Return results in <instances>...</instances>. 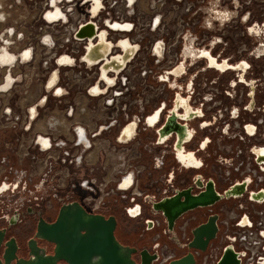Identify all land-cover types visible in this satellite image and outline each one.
I'll return each mask as SVG.
<instances>
[{
	"label": "built area",
	"instance_id": "2783aa9c",
	"mask_svg": "<svg viewBox=\"0 0 264 264\" xmlns=\"http://www.w3.org/2000/svg\"><path fill=\"white\" fill-rule=\"evenodd\" d=\"M3 3L0 229L28 210L52 223L77 203L137 223L151 264L188 254L219 264L228 248L238 264H264V163L252 152L264 154V54L250 31L264 25V0ZM216 13L233 15L220 22ZM234 26L251 42L235 53ZM171 118L181 138L161 133ZM208 179L222 199L183 213L169 232L154 205L185 190L197 196ZM213 216L204 250L172 244L171 234L187 242Z\"/></svg>",
	"mask_w": 264,
	"mask_h": 264
},
{
	"label": "water",
	"instance_id": "95a60500",
	"mask_svg": "<svg viewBox=\"0 0 264 264\" xmlns=\"http://www.w3.org/2000/svg\"><path fill=\"white\" fill-rule=\"evenodd\" d=\"M262 27L264 28V25ZM246 84L249 85V83ZM248 97L252 107V92ZM182 130L183 128L175 124L174 118H171L161 133L175 131L180 134L181 138L180 131ZM252 152L258 164L264 163L262 151L252 150ZM196 185L202 188L200 183ZM243 190L244 185L236 186L226 193L225 197L240 195ZM220 199L222 197L215 193L212 183H208L204 191L197 196H191L190 190H185L154 205V209L162 213L166 219L167 230L171 232L174 221L180 215L197 207L212 205ZM215 220V216L210 217L205 225L193 231V239L188 248L205 249L207 242L215 236ZM116 228L117 222L113 217L105 219L103 216L88 214L77 203L63 205L53 223H46L39 218L35 228L36 239L44 240L54 246L51 255H46L44 250L36 247L34 241H30L28 249L32 259L17 260L14 240L7 241L6 231L0 229V257L3 261L0 264H11L13 261H15L14 264H56L57 262L64 264H137L136 258L139 259V264H151L155 260L156 256L150 255L146 250L138 251L134 247L120 244L114 236ZM194 262L193 257L188 254L169 264H194ZM219 264H238V260L228 248Z\"/></svg>",
	"mask_w": 264,
	"mask_h": 264
},
{
	"label": "flooded vegetation",
	"instance_id": "af4514ba",
	"mask_svg": "<svg viewBox=\"0 0 264 264\" xmlns=\"http://www.w3.org/2000/svg\"><path fill=\"white\" fill-rule=\"evenodd\" d=\"M233 1H235V0H233ZM232 15L233 14H229L226 16L224 13H221V14L216 13L215 14L216 19L220 22H222L226 17L232 16ZM251 33L256 34V37L259 40V42L255 43V49H254L255 54H258V55L264 54V28L262 27L261 30L252 29ZM215 67L217 69H219V68L221 70L223 69V67H220V66H215ZM239 67L243 68L244 72H246V70L248 69L246 63H243ZM244 75H243V77H244ZM250 86L253 88L254 102H255L254 107L256 108L255 111H257V109H259V107L261 106V101H260V97H259V85L257 82H254ZM204 154H205V156L207 155V153H204ZM199 174H202V171H199ZM203 182H204V184L205 183L206 184L213 183V181L211 179H208L206 181H202V185H203ZM198 183L201 184V182H198ZM39 216H40L39 211L28 210L25 213V215L23 216V218L18 223H15L12 225H6L3 228V230L6 231L7 241L12 239L15 242V245H16L15 256H16V259L19 261H28V260L32 259V257L30 256V250L28 249V245H29L30 241H34L36 247L44 250L46 255H51L53 252L54 246L51 243L46 242L44 240H38L35 238V228H36V224L38 223ZM205 224L206 223H203V224H200L196 227L191 228L190 234H191L192 238L190 240H188L187 242H180L175 233L171 234L170 239H171L172 244H174L175 246H177L179 248L184 247V246L188 247L189 244L192 242V239H193V231L195 229H197L198 227L205 225ZM114 236H115V232H114ZM115 238H116V236H115ZM116 240L119 242V240L117 238H116ZM120 244H122L124 246L134 247L138 251H140L138 249V247L126 245L123 243H120ZM2 262L3 261L1 260V257H0V263H2ZM14 263H15V261L11 262V264H14ZM136 263L139 264L138 258H136ZM56 264H64V263L63 262H57Z\"/></svg>",
	"mask_w": 264,
	"mask_h": 264
},
{
	"label": "rangeland",
	"instance_id": "374dc122",
	"mask_svg": "<svg viewBox=\"0 0 264 264\" xmlns=\"http://www.w3.org/2000/svg\"><path fill=\"white\" fill-rule=\"evenodd\" d=\"M264 8V7H263ZM242 32L240 31V28L237 26H234L231 29L230 38H231V49L235 53L237 50V47L240 46V43L242 41L245 42V44L250 47L249 43L250 41L245 40L242 38ZM241 38V39H240ZM257 67H260V65H256ZM214 165H218V163H213ZM223 169V168H222ZM226 170V169H223ZM117 228L115 231V236L119 240L120 243L135 246V247H142L143 245H146V241L149 238L148 234L142 233L139 226H137V223L135 222H127L123 221L122 218L117 217Z\"/></svg>",
	"mask_w": 264,
	"mask_h": 264
},
{
	"label": "bare ground",
	"instance_id": "6f19581e",
	"mask_svg": "<svg viewBox=\"0 0 264 264\" xmlns=\"http://www.w3.org/2000/svg\"><path fill=\"white\" fill-rule=\"evenodd\" d=\"M3 6H4L3 0H0V22L3 21V19H4V13L2 11ZM3 58H4V55L0 53V59L2 60ZM210 65L214 66V63L211 62ZM187 115H189V112H185V116H187ZM188 134H190V132H188ZM186 163H188V164L193 163V160H191L190 158H188L187 161H186Z\"/></svg>",
	"mask_w": 264,
	"mask_h": 264
},
{
	"label": "snow or ice",
	"instance_id": "6c2138e0",
	"mask_svg": "<svg viewBox=\"0 0 264 264\" xmlns=\"http://www.w3.org/2000/svg\"><path fill=\"white\" fill-rule=\"evenodd\" d=\"M225 15H227V14H225ZM251 31V30H250Z\"/></svg>",
	"mask_w": 264,
	"mask_h": 264
}]
</instances>
